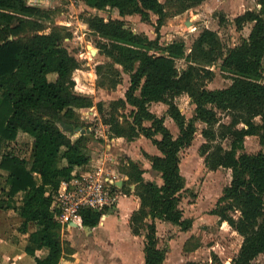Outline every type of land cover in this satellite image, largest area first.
Here are the masks:
<instances>
[{
  "label": "trees",
  "instance_id": "16d2710c",
  "mask_svg": "<svg viewBox=\"0 0 264 264\" xmlns=\"http://www.w3.org/2000/svg\"><path fill=\"white\" fill-rule=\"evenodd\" d=\"M203 1L83 0L91 9H110L117 15L90 14L84 21L99 36V53L108 58L95 65L97 87L115 90L122 72L129 75L124 96L109 100L105 107L102 100L95 102L91 93L82 90L76 76L80 62L63 44L70 33L44 25L43 19L56 8L28 5L26 0H0V147L8 146L21 131L32 137L29 158L12 149L0 154V170L6 173L3 183L0 174V211L13 209L22 218L17 231L28 232L25 251L35 264H58L74 252L70 242L61 239L53 192L62 179L88 167L89 135L85 130L75 133L83 127L78 109L92 106L107 127L108 138L131 141L145 136L160 151L144 152L160 173V184L144 179L140 165L127 158L123 171L128 178L120 187L124 195L132 192L138 201L129 226L133 234L144 235V264H165L168 248L158 246L156 219L182 230L192 225V218L184 217L179 207L186 190L179 152L194 139L197 121L205 124L199 150L206 167L231 169L230 183L223 187L213 212L242 236V242L225 264H257L254 260L264 253V0H257L258 9H247L233 18L237 29L246 22L252 26L246 37L227 48L214 29L203 28L186 51L182 40L162 44L158 37L136 31L122 18L137 14L149 21L153 13L159 29L167 17ZM179 59L186 62L182 69L176 65ZM213 65L231 80L228 85L206 86L215 75ZM187 98L195 104L189 119L179 107ZM152 102L167 105L178 127L176 136L164 116L149 108ZM221 113L228 121L222 120ZM61 122L72 125L74 132ZM247 135L259 137L262 148L258 152L243 150ZM224 139H229L228 147ZM106 213L83 208L81 222L94 227ZM43 248L46 254L37 256L36 251Z\"/></svg>",
  "mask_w": 264,
  "mask_h": 264
},
{
  "label": "rangeland",
  "instance_id": "374dc122",
  "mask_svg": "<svg viewBox=\"0 0 264 264\" xmlns=\"http://www.w3.org/2000/svg\"><path fill=\"white\" fill-rule=\"evenodd\" d=\"M47 6H49L48 8H56V10L50 14L49 18L43 19L45 27L49 29L55 26L70 33V35L64 39L63 44L68 52L74 55L80 62V68L77 70L76 76L80 80L83 87L82 90L91 93L95 102L102 100L105 103V107L108 106L109 100L124 96V92L129 85V75L125 72H122L121 82L117 85L115 90L97 87L95 65L108 60V58L99 53L96 45L99 36L89 30L88 25L84 22L85 17L90 14H99L105 17L111 16L113 18L117 17L114 11L110 9H91L83 0H54ZM251 6L254 7L255 5L252 3ZM246 7L247 5L245 8ZM42 8L47 7L42 6ZM215 8V11L210 14L207 12H205L206 14L204 13L205 15L202 14L203 19L199 16L194 17V9L190 8L184 13L167 17L159 29H157V16L153 13L149 21H143L137 14L126 15L122 18L126 20L127 25L136 31L144 32L150 38L158 37L159 42L162 44L172 40H182L185 43L186 51L190 50L193 40L205 27V19H208L207 24L209 27H214L218 32L225 48L238 44L244 37L243 35L246 34L247 30L251 27L250 24H252V22H246L241 29H237L233 19H231L234 18L232 11H228V16H226V12L220 8V5ZM258 8L259 6L254 9ZM204 17L206 18L204 19ZM187 21H190L188 23L189 25L187 24L188 26L186 25ZM92 49H94L95 52H93ZM176 65L179 69H182L186 66V62L184 59H179L176 61ZM211 68L214 70L215 75L211 80L206 82L208 88L224 87L231 82L230 79L222 76L218 67L213 65ZM48 77L53 79L55 78V74H49ZM179 107L185 117L189 119L194 112L195 104L190 98H187L179 103ZM127 108H130V106H127ZM149 108L155 113L164 116L165 123L174 136L178 134V127L167 113V105L165 103L152 102ZM78 111L83 124L82 129L89 135L87 146L90 157L98 158L99 156L106 155L104 153L106 151L112 158L118 160L115 166L123 170L124 166H126L125 156L127 155L123 152H119L118 149L113 153H110L107 149V144H113V138L107 137V127L102 123L96 106L80 108ZM220 116L223 121H228V117L224 113H221ZM256 121H259L258 117ZM196 124L197 131L195 132L191 144L182 148L179 152L180 169L186 179V190L182 193V200L179 203V207L183 211V216L192 218L193 222L191 227L184 232L178 225L160 221V225L157 226L158 246L161 248H168L165 264H183L189 260L199 262V264H225L235 256L242 242V236L230 228L225 222H221L218 215L213 212L217 207V199L221 195L223 187L230 183L231 169L219 167L215 170H211L206 167L203 156L200 154L199 150L204 141L201 129L205 124L200 121H197ZM241 125L242 124H240V126ZM79 133L80 131L75 134ZM157 136L160 135L158 134ZM144 137L145 136L141 137L139 140L135 139L136 143L132 145L125 139H119L120 142L118 143V147L120 143L124 146L128 144L132 150L129 149L132 156H137L139 154L140 157L148 160L144 155V150L153 152L156 147L149 138L146 139V137ZM222 143L225 147H228L229 139H224ZM31 146L32 137L21 131L18 133L17 138L11 141L8 146L3 144V146L0 147V154L3 151L5 152L12 149L20 156L29 158ZM153 147L155 149H153ZM261 148L262 146L259 143L258 136L247 135L245 137L244 151L256 153ZM0 174L3 183L6 173L0 170ZM159 176H155V174L151 173L149 174V172L145 174L147 180L153 179V181L161 183L162 181ZM122 181L123 180H121V182ZM131 185H133L130 186L131 191H133L134 184ZM123 194H125L124 190L121 191V195ZM131 194L133 193L131 192L128 195ZM9 212L12 214L13 210L11 209ZM115 212L114 210L108 211L110 214H115ZM234 214L237 215L238 212ZM112 215L106 218V226L104 228L108 235L115 239H111L110 243L107 241V244L100 243V245L94 244L92 238L87 239L90 247L95 245L96 249L99 250L106 264H113L117 260V257L113 256L115 254H118L115 256H118V260L122 259V262H120L123 263L124 259H126L125 253L129 251L126 248L129 244L121 243V241H126V231L123 230L124 232L118 233L112 229ZM12 233L16 236L14 238H18L20 235L17 231V227L14 230L12 229ZM101 240L104 241V238ZM143 244L144 235H137L131 251L133 253L132 258L130 261L127 260V264H144L142 261ZM192 247L193 249H190ZM26 256L30 258V256ZM118 260L116 261L117 264ZM254 262L257 264H264V253L258 255Z\"/></svg>",
  "mask_w": 264,
  "mask_h": 264
},
{
  "label": "crops",
  "instance_id": "0c3cea01",
  "mask_svg": "<svg viewBox=\"0 0 264 264\" xmlns=\"http://www.w3.org/2000/svg\"><path fill=\"white\" fill-rule=\"evenodd\" d=\"M252 3H253V5H255L254 7L251 6ZM218 5H220V8H222V10L226 12V16H228V11H232V13L234 15L233 17L243 13L247 9H254L257 6H259V4L256 0H204L201 4L191 8V9H194L193 16L194 17L199 16V17H201V19H203L202 14H204L205 12H207L209 14L212 13L213 11H215V9H216L215 7ZM246 5H247V7H246L247 9L245 8ZM188 10H186V11H188ZM186 11H184V12H186ZM184 12H182V13H184ZM234 12H235V14H234ZM236 12H237V14H236ZM205 18L206 17H204V19ZM231 19H233V18H231ZM207 21H208V19L204 20V22H205L204 28H210V29L215 30L214 27L213 28L209 27V25L207 24ZM189 22L190 21H187L186 25ZM250 26H252V24H250ZM250 28L247 30V33L243 35L244 37H246L249 34ZM158 115H160V114H158ZM141 137H143V136H141ZM141 137H138L136 139L139 140V139H141ZM157 137H160V136H157ZM119 139H125V138L113 137V141H112L113 144L112 145L107 144L106 147L110 153H113V152L117 151V149H118L119 152H123L125 155H127V156L124 155L126 158V160H125L126 162H127V158L133 160L134 162H137L140 165V167L143 169V177L146 180H147V178H145V174L148 172H149V174L150 173L155 174V176L160 175V173L158 171L154 170L151 167V164L148 160L143 159L142 157H140L139 154L137 156H132L130 154L131 148L128 144H126L124 146L123 144L120 143V146L118 147V143L120 142ZM128 142H130L132 145V144L136 143V140L134 139V140H131ZM153 149H155V148L153 147ZM156 149H157V147H156ZM156 149L153 152H148L146 150H144V152L149 153V154H160V151L158 149L157 150ZM95 159L96 158L90 157L89 163H94L96 161ZM115 161L118 163V160H115ZM116 172L120 176V180H123L122 183L124 182V180H127L128 176L126 175V173L123 170H120L118 167H116ZM35 175H36L35 178L39 181L38 175L37 174H35ZM159 178L161 179L160 176H159ZM150 180H153V179H150ZM161 181H162V179H161ZM122 183H121V185H122ZM131 186H133V185H131ZM126 201H129V202H126ZM137 206H138V201H137V199H135L133 194H131V195H124L123 194L119 198L117 206L113 209L107 210V212L110 210H114V211H116L115 214L114 213H111V214L106 213L105 215H103L100 218L99 223L94 227L84 225L82 222H81V224L78 222H70L69 225L61 224V229H60L61 239L69 241L71 246L74 249V252L69 256L62 257L58 264H106L105 260L103 261V257L101 255V253L99 252V250L96 249L95 245H92V247H90V245L87 242V239L92 238L94 240L93 243L97 244V245H100V243L107 244V241H108V243H110L111 239H115L114 237L111 238L104 228L106 226V224H105L106 218L112 214H113L112 215L113 216V220H112L113 231H117L118 233H120V232H124L123 230H125L126 231V233H125L126 234V241H121V243L123 242V243L129 244V246L126 247L129 251H127L125 253L126 259H124L123 263H121L122 259L118 260V256H115L118 254H115L113 256L117 257L118 264L119 263L120 264H127V262H128L127 260L130 261L132 258L133 253L131 251H132V248L134 245V241L137 237V235H135L131 232V229L129 226V218H130L132 211ZM9 210H11V209L0 211V264H35L34 257L25 251V246L27 244L28 232L19 233L20 235L18 238H14L16 236H14V234L12 233V229L14 230L16 227H18L20 225L22 218L13 209H12L13 210L12 214H10ZM160 221H163L164 223H169V222L162 220V219H156V228H157V226L160 225ZM28 230L29 231L33 230V224L32 223L29 224ZM187 230H182V231L185 232ZM157 237H158V234H157ZM102 238H104V241L101 240ZM120 247H122V246H120ZM46 252H47V249L43 248V249L37 250L36 255L39 257H42L46 254ZM26 255L30 256V258H28ZM14 256H15V258H14ZM7 260H11V261H7ZM14 260H15V263H14ZM116 261L113 264H117ZM142 261L144 263V252H143V250H142ZM129 264H131V263H129Z\"/></svg>",
  "mask_w": 264,
  "mask_h": 264
},
{
  "label": "built area",
  "instance_id": "2783aa9c",
  "mask_svg": "<svg viewBox=\"0 0 264 264\" xmlns=\"http://www.w3.org/2000/svg\"><path fill=\"white\" fill-rule=\"evenodd\" d=\"M54 0H26L28 5L47 6ZM264 83V78L262 79ZM106 155L96 158L86 169L69 179H62L53 192L55 217L61 224L70 222L81 224L80 210L88 208L107 211L117 206L121 195L120 176L116 172L117 163L106 151Z\"/></svg>",
  "mask_w": 264,
  "mask_h": 264
},
{
  "label": "water",
  "instance_id": "95a60500",
  "mask_svg": "<svg viewBox=\"0 0 264 264\" xmlns=\"http://www.w3.org/2000/svg\"><path fill=\"white\" fill-rule=\"evenodd\" d=\"M92 51L93 52H95V50L94 49H92ZM62 123V125H63V127L65 128V129H69L71 132H74V127L72 126V125H70V124H65V123H63V122H61ZM84 130L82 129V130H80V133L81 132H83ZM121 181L120 182H118L117 184L118 185H121Z\"/></svg>",
  "mask_w": 264,
  "mask_h": 264
}]
</instances>
